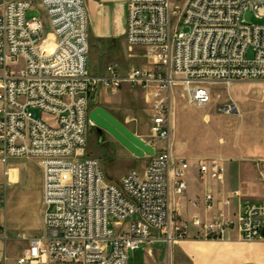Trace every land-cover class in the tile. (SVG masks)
I'll return each instance as SVG.
<instances>
[{
    "label": "built area",
    "instance_id": "built-area-1",
    "mask_svg": "<svg viewBox=\"0 0 264 264\" xmlns=\"http://www.w3.org/2000/svg\"><path fill=\"white\" fill-rule=\"evenodd\" d=\"M31 9L40 17L27 20ZM244 13L263 23L248 24ZM88 25L85 0H0V163L8 178L9 160H37L44 208L42 236L13 264H128L140 248L188 239L190 228L206 241L236 232L243 242H264V202L246 203L231 217L179 222L168 147L117 184L107 183L100 162L85 152L88 98L98 89L112 96L125 86L147 90L151 138L167 142L174 91L204 108L212 84L264 81V0H126V46L141 49L148 65L125 73L115 65L87 72ZM258 167L264 183V160ZM188 168L182 162L173 171L177 198ZM199 172L219 180L223 167L210 160Z\"/></svg>",
    "mask_w": 264,
    "mask_h": 264
},
{
    "label": "crops",
    "instance_id": "crops-1",
    "mask_svg": "<svg viewBox=\"0 0 264 264\" xmlns=\"http://www.w3.org/2000/svg\"><path fill=\"white\" fill-rule=\"evenodd\" d=\"M85 9L89 24L88 41L91 42L89 48L99 43L126 45V0H85ZM120 68L125 73L135 67L127 70ZM102 71V66H92L89 74L98 75ZM103 92L105 96H112ZM189 128L187 123L180 120L178 113H172L169 140L159 148L156 146L158 139L154 143H147L155 153L167 147L171 153V209L176 210L178 203L182 206L176 219L184 224H189L194 217L206 222L220 213L230 217L236 215L246 203L263 202L264 183L258 163L264 157L260 156V152L251 148L240 152L239 158L234 161L236 179L231 186L227 174L224 177V169L225 173L228 172L230 164L217 159H225L226 155L218 146L208 150L207 147L191 144V141L184 139V134H190L187 132ZM146 157L138 158L142 164L137 162L134 170L144 169L148 161ZM144 159H147L145 163ZM210 160L219 161L223 167V175L219 180L199 172V165ZM182 162L187 163L189 168L184 176V195L177 198L174 194L173 171ZM7 168L10 169L8 178L4 175L5 167L0 163V264H13L27 247L28 241L39 237L42 230L44 232L42 171L39 163L31 158H14L9 160ZM189 234L188 239L176 245L158 243L150 251L144 249L143 264H221V259L227 257L225 254L235 250L250 252L240 257L239 264H264V242H243L236 232L229 233L224 241L197 239L194 228H190ZM19 249L22 252L18 255Z\"/></svg>",
    "mask_w": 264,
    "mask_h": 264
},
{
    "label": "rangeland",
    "instance_id": "rangeland-1",
    "mask_svg": "<svg viewBox=\"0 0 264 264\" xmlns=\"http://www.w3.org/2000/svg\"><path fill=\"white\" fill-rule=\"evenodd\" d=\"M172 1L176 5H182L186 0ZM25 17L27 20L38 18L40 13L37 9H31L26 12ZM242 18L248 24L263 23L255 19L250 13H244ZM182 31L188 33L189 28L183 27ZM90 43L89 40L88 45ZM251 56L252 54L249 53L247 57L251 58ZM97 65L102 66L103 70L109 65H115L121 71L120 66L127 70L131 67H145L148 64L141 49L134 48L129 51L124 44L99 43L96 47L91 46L88 49L87 72L90 73L91 67H97ZM209 90L210 102L204 108H195L189 105L183 99L180 90L174 91L170 119L172 113H178L180 120L189 125L190 130L187 132L190 134H184V139L191 141V144L202 145L208 150L215 146L219 147L226 158L217 159L222 163L230 164L228 172L225 173L226 170L224 169V177L227 174L228 181L233 186L236 179L234 161L239 158L240 152L249 148L257 149L261 154L260 156L264 157V81L243 80L230 84L217 83L210 85ZM150 101L147 90L142 88L125 86L114 96H105L103 90L98 89L94 94L89 95L88 110L90 112L97 107L106 110L130 132L146 144H151L155 140L151 138L149 132ZM29 111L36 119H45L46 117L38 109H30ZM164 143L165 141L157 140V148ZM85 152L88 157L95 158L100 162L105 181L109 184L119 183L126 173L136 168L137 162L142 164V161H138L136 156L126 150L108 133L103 132L102 137L99 138L96 127L92 124H89L87 128ZM146 161L147 159H144V163ZM262 201L264 202V197ZM42 234L43 230L40 236ZM144 249L136 250L133 256L129 258L128 264H143ZM238 251L226 253L227 257L221 259V264H239L240 257L250 253L245 250ZM21 252L22 249H19L18 255Z\"/></svg>",
    "mask_w": 264,
    "mask_h": 264
},
{
    "label": "water",
    "instance_id": "water-1",
    "mask_svg": "<svg viewBox=\"0 0 264 264\" xmlns=\"http://www.w3.org/2000/svg\"><path fill=\"white\" fill-rule=\"evenodd\" d=\"M88 119L96 127L100 138L102 133L106 132L137 158L154 156L155 151L150 145L130 132L106 110L97 107L89 112ZM262 234L264 236V230Z\"/></svg>",
    "mask_w": 264,
    "mask_h": 264
},
{
    "label": "flooded vegetation",
    "instance_id": "flooded-vegetation-1",
    "mask_svg": "<svg viewBox=\"0 0 264 264\" xmlns=\"http://www.w3.org/2000/svg\"><path fill=\"white\" fill-rule=\"evenodd\" d=\"M97 131V130H96ZM98 133V132H97ZM99 135V134H98ZM100 138V137H99Z\"/></svg>",
    "mask_w": 264,
    "mask_h": 264
}]
</instances>
